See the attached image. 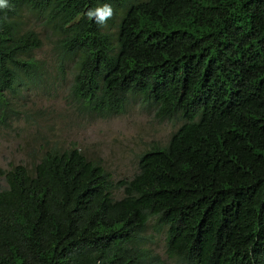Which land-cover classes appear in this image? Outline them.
<instances>
[{
    "label": "trees",
    "instance_id": "trees-1",
    "mask_svg": "<svg viewBox=\"0 0 264 264\" xmlns=\"http://www.w3.org/2000/svg\"><path fill=\"white\" fill-rule=\"evenodd\" d=\"M35 15L88 117L140 99L183 124L129 181L77 148L3 173L0 264H168L146 247L153 220L175 264H264V0H4L0 105L44 71Z\"/></svg>",
    "mask_w": 264,
    "mask_h": 264
},
{
    "label": "rangeland",
    "instance_id": "rangeland-1",
    "mask_svg": "<svg viewBox=\"0 0 264 264\" xmlns=\"http://www.w3.org/2000/svg\"><path fill=\"white\" fill-rule=\"evenodd\" d=\"M42 36L37 58L44 71L26 78L8 106L0 105V191L7 188L3 173L22 165L33 171L51 149L80 150L88 160L100 162L115 182L131 180L139 172L141 156L156 145H166L183 122L180 118L161 120L157 108L140 99L131 100L124 114L108 119H91L70 98L73 70L60 67L54 31L31 16L28 24ZM123 192L116 193L117 198ZM167 229L155 227L146 233V247L168 264Z\"/></svg>",
    "mask_w": 264,
    "mask_h": 264
},
{
    "label": "clouds",
    "instance_id": "clouds-1",
    "mask_svg": "<svg viewBox=\"0 0 264 264\" xmlns=\"http://www.w3.org/2000/svg\"><path fill=\"white\" fill-rule=\"evenodd\" d=\"M4 3V0H0V5H2ZM112 15V9L110 6L108 5H104L101 8H97L95 11L93 12H89V17H96V21L99 24H103L106 22V20L108 18H110Z\"/></svg>",
    "mask_w": 264,
    "mask_h": 264
}]
</instances>
